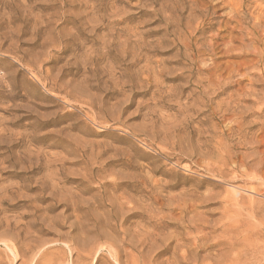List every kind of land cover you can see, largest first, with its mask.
<instances>
[{
  "label": "rangeland",
  "instance_id": "rangeland-1",
  "mask_svg": "<svg viewBox=\"0 0 264 264\" xmlns=\"http://www.w3.org/2000/svg\"><path fill=\"white\" fill-rule=\"evenodd\" d=\"M0 264H264V0H0Z\"/></svg>",
  "mask_w": 264,
  "mask_h": 264
}]
</instances>
